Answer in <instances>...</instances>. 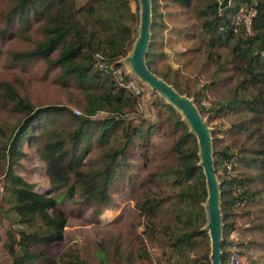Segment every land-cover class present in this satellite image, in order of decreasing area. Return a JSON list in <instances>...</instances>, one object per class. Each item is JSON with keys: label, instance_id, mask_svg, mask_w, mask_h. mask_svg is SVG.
<instances>
[{"label": "trees", "instance_id": "16d2710c", "mask_svg": "<svg viewBox=\"0 0 264 264\" xmlns=\"http://www.w3.org/2000/svg\"><path fill=\"white\" fill-rule=\"evenodd\" d=\"M163 3L193 14L184 32L204 48L213 74H224L220 97L211 100L210 109L199 103L213 84L195 88L191 97L201 115L233 117L220 130L228 143L211 129L223 218L222 264L233 244L240 249V264H255L248 250L264 253V0H151L147 66L185 94L189 89L182 90L170 66L157 67L164 57L158 39L165 28L158 20ZM241 9L248 14V24L238 15ZM137 23L138 12L129 0H0V132L5 139L0 147V163L5 164L0 207L8 205L23 226L6 230L3 248L9 264H49L52 255L46 246L63 240L67 223L57 198L35 190L14 172L13 166L25 156V142L37 145L52 190H65V197L73 200L78 194L80 203L99 214L112 204L116 182L130 178V151L147 146L159 125L130 117L141 95L118 87L96 67V54L121 66L118 61L128 54ZM12 39L30 46H12ZM23 70L70 90L80 115L66 105H36L22 90ZM160 98L154 104L161 109V119L177 133L167 148L169 158L148 176L153 186L142 187L134 203L141 226L137 238L140 244L156 245L157 264H210V241L203 229L207 189L197 139L182 115ZM100 112L105 115L96 117ZM64 116L70 123L62 121L67 128L61 133L55 118ZM49 124L52 133L43 141ZM235 230L237 242L229 240ZM135 258L152 262L142 247L127 249L124 262L133 264Z\"/></svg>", "mask_w": 264, "mask_h": 264}, {"label": "rangeland", "instance_id": "374dc122", "mask_svg": "<svg viewBox=\"0 0 264 264\" xmlns=\"http://www.w3.org/2000/svg\"><path fill=\"white\" fill-rule=\"evenodd\" d=\"M85 1L77 0L78 3H84ZM130 4L132 9L138 12V23L134 33L136 38L139 28V3L138 0H130ZM158 10L161 13L158 20L164 23L165 28L160 31L161 34L158 37L163 45L161 49L164 52V57L160 59L157 67L161 68L165 64L170 66L172 71L176 72L177 81L182 90L185 92L186 88L189 89L190 92L185 94H189L190 97L195 88L202 87L204 84H213L212 88L204 91L207 96L199 103L203 108L210 109L212 107L211 100H216L220 97V88L224 86L220 84V79L223 78L224 74H213V65L210 63L206 65L205 63L204 48L194 35L184 32V28L191 25L193 14L187 13L171 3H163ZM238 15L244 17L248 24V14L245 13V9H241ZM11 41L12 46H15V44L21 48L30 46L28 43L16 41L15 39ZM121 59H119L118 63H120ZM121 66L128 71L125 64L121 63ZM131 75L139 82L143 92L136 105L135 112L130 117L136 120L140 116L148 122L159 125L154 128L153 133L149 136L147 146L142 147V150L132 149L130 151V157L133 159L132 166L128 168L127 173L130 178L129 176H124L113 186L111 192L114 195V200L110 207H106L101 213L96 214L89 204L79 202L78 194H75L74 198L76 200H73L65 197V190H52L49 185V178L45 174L44 162L37 150V145L25 142L23 144L25 156L19 160L18 165L13 166L14 172L23 177L26 182L32 184L35 190L46 192L57 198L66 213L67 223L63 240L46 246L47 253L52 255V261L49 264H125L124 259L127 249L135 251L140 247L152 258V262H148V264H157L156 256L158 250H156V245L147 241L144 244H140L137 238L140 234L141 226L137 223L138 217L134 203L142 187L153 186L148 176L157 169L158 165L169 158L167 148L171 145L177 130L161 119V109L154 104L156 97L159 96L158 93L152 91L138 77ZM22 79L24 80V88L22 90L28 94L36 105H66L74 113H81V110L72 102L74 96L71 91L62 88L55 80L50 78L47 80L37 79L32 77L26 70H23ZM160 99L164 100L163 98ZM103 115L105 113L100 112L96 117H102ZM202 117L206 119L207 125L214 129L217 137L224 139L225 143L229 142L225 134L220 130L228 127L233 117L210 118L209 112L203 113ZM41 119L47 120L48 118L41 117ZM55 120L56 124L54 125H61L55 128L57 131L67 128L65 124L68 123L69 126L70 123L65 116L56 117ZM62 121L66 123L62 124ZM48 127L49 130L46 133L50 132L42 137L43 141L47 140L50 133H52V125L49 124ZM35 133H39V130ZM4 141L5 139L0 132V147H3ZM92 154L93 152L90 153V155ZM4 168L5 164L3 162L0 163V192L2 190ZM7 207L8 205L0 207V264H9L6 250L3 248L6 230L9 226L13 230L23 228L21 224L17 223L15 214L7 210ZM245 210L246 208L243 211ZM161 217V215L157 216V218ZM237 232L238 230H235L230 234V241H239ZM242 238H248V236L246 235ZM228 249H230V246ZM248 251L252 253V258L256 260L255 264H264V253L262 250L254 249ZM128 264L131 263L129 262ZM133 264L144 263L135 258ZM226 264H229L228 261Z\"/></svg>", "mask_w": 264, "mask_h": 264}, {"label": "water", "instance_id": "95a60500", "mask_svg": "<svg viewBox=\"0 0 264 264\" xmlns=\"http://www.w3.org/2000/svg\"><path fill=\"white\" fill-rule=\"evenodd\" d=\"M139 3V28L132 47L128 54L121 59L120 64L127 66L130 74L147 84L150 89L172 105L181 115L191 133L196 136L198 144L199 166L203 170L207 189V198L204 204L206 211V225L210 241V264H222V227L223 218L220 207V190L217 179L212 151L211 128L206 119L202 117L192 98L179 93L152 72L146 63V54L151 38V0H138Z\"/></svg>", "mask_w": 264, "mask_h": 264}, {"label": "built area", "instance_id": "2783aa9c", "mask_svg": "<svg viewBox=\"0 0 264 264\" xmlns=\"http://www.w3.org/2000/svg\"><path fill=\"white\" fill-rule=\"evenodd\" d=\"M96 67L111 76L118 87L124 88L135 96L142 95L143 89L139 82L128 73L127 69L122 66H115L113 63H108L100 54L95 55ZM77 114L80 115L79 112ZM230 170V165L227 166ZM240 249L236 244L231 245L227 261L229 264H239Z\"/></svg>", "mask_w": 264, "mask_h": 264}, {"label": "crops", "instance_id": "0c3cea01", "mask_svg": "<svg viewBox=\"0 0 264 264\" xmlns=\"http://www.w3.org/2000/svg\"><path fill=\"white\" fill-rule=\"evenodd\" d=\"M130 1V0H129ZM131 5V4H130ZM132 8V7H131ZM133 10V9H132ZM134 11V10H133Z\"/></svg>", "mask_w": 264, "mask_h": 264}]
</instances>
